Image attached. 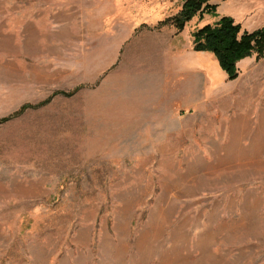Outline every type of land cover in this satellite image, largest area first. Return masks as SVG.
<instances>
[{"label": "rangeland", "instance_id": "obj_1", "mask_svg": "<svg viewBox=\"0 0 264 264\" xmlns=\"http://www.w3.org/2000/svg\"><path fill=\"white\" fill-rule=\"evenodd\" d=\"M184 1L0 0V117L80 88L0 125V264H264V56L192 43L264 0Z\"/></svg>", "mask_w": 264, "mask_h": 264}, {"label": "trees", "instance_id": "obj_2", "mask_svg": "<svg viewBox=\"0 0 264 264\" xmlns=\"http://www.w3.org/2000/svg\"><path fill=\"white\" fill-rule=\"evenodd\" d=\"M217 9L218 4L213 0H185L181 9L160 21L158 27L171 24L178 31H182L196 15L204 13L217 15ZM192 37L194 51L212 53L229 80L239 76V61L252 55H256L257 59L264 56V26L250 31L244 29L241 22H237L231 15L220 16L214 23L198 27L193 31ZM78 89L80 88L72 91L57 90L37 104L26 103L15 112L0 117V125L29 109L50 103L58 95L72 96Z\"/></svg>", "mask_w": 264, "mask_h": 264}, {"label": "crops", "instance_id": "obj_3", "mask_svg": "<svg viewBox=\"0 0 264 264\" xmlns=\"http://www.w3.org/2000/svg\"><path fill=\"white\" fill-rule=\"evenodd\" d=\"M213 2L215 3V0H213ZM239 5H240V0H239ZM245 6V8H247L246 10H248L249 8H248V5L247 4H245L244 5ZM219 7V6H218ZM218 10V9H217ZM257 11H252V13H251V15H253L254 13H256ZM256 16V15H255ZM236 18V19H235ZM234 19L237 21V22H241L240 21V15H239V17L237 16V17H235ZM255 20V17H252V19L250 20L251 22H252V24H253V21ZM162 21V20H161ZM241 24H242V22H241ZM256 24V25H255ZM254 25H253V27H251L250 29H248V30H254V29H256V28H259V27H256L257 25H260V24H258V23H255ZM165 26V25H164ZM164 26H162V27H164ZM168 26V25H167ZM262 26H264V25H262ZM262 26H260V27H262ZM169 34L167 33V32H165V34L164 35H156V36H151L150 38H149V41L151 42V43H154V42H168L169 41ZM171 40H173V38H172V36H171V34H170V41ZM169 41V42H170ZM194 50V49H193ZM203 53V52H202ZM257 58H256V55H252V56H248V57H246V58H244V59H242L241 61H239L238 62V68H239V70H240V66H243L246 70H250V69H252L253 67H254V64H255V60H256ZM249 72V71H248ZM239 74H240V72H239Z\"/></svg>", "mask_w": 264, "mask_h": 264}]
</instances>
